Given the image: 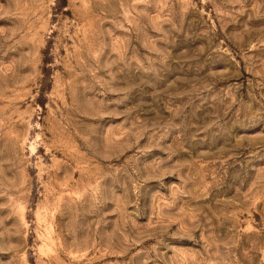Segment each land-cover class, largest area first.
Listing matches in <instances>:
<instances>
[{
    "label": "rangeland",
    "instance_id": "374dc122",
    "mask_svg": "<svg viewBox=\"0 0 264 264\" xmlns=\"http://www.w3.org/2000/svg\"><path fill=\"white\" fill-rule=\"evenodd\" d=\"M0 264H264V0H0Z\"/></svg>",
    "mask_w": 264,
    "mask_h": 264
}]
</instances>
